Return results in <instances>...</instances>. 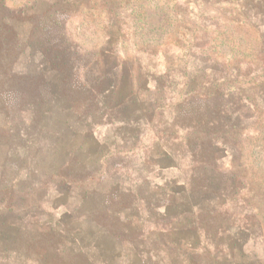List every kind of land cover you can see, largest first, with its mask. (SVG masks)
I'll return each instance as SVG.
<instances>
[{
	"label": "rangeland",
	"instance_id": "obj_1",
	"mask_svg": "<svg viewBox=\"0 0 264 264\" xmlns=\"http://www.w3.org/2000/svg\"><path fill=\"white\" fill-rule=\"evenodd\" d=\"M93 1L95 6L85 0H0L2 36L13 29L23 44L35 29L36 37L51 42L48 60L29 42L21 46L12 71L32 79V85L26 81L2 95L7 107H0V264H264V226H258L260 217L248 205L247 189L264 183L262 93L257 114L243 104L235 109L240 125L226 137L239 141L237 151L220 153L218 170L201 173L215 182L219 193L201 205L206 208L198 215L196 207H175L189 198L200 201L195 188L188 196L184 187L192 174L185 168L189 161L182 141H154L153 136L175 117L172 108L181 91L165 86L155 92L150 80L134 95L135 75L126 70L136 47L150 43L161 53L143 59V65H155L160 74L169 69L174 81L185 82L203 68L200 81L214 79L208 76L213 70L218 79L227 75L239 87L258 85L264 93L261 16L251 20L255 8L244 9L246 14L243 6L226 0H179L186 18L179 31L172 27L158 36L159 19L148 11L151 26L135 37L123 27L120 35L108 34L105 22V31L89 30L92 20L83 22L75 14L83 6L100 8V0ZM54 9H67L71 18L49 17ZM57 20L66 24L70 41L53 26ZM199 33L208 36L203 44L212 50L211 58H194L183 70L186 47L181 44L180 50L174 43H186ZM221 64L232 69L241 64V72L226 73ZM179 70L188 74L186 80ZM131 92L132 104L123 106ZM159 99L162 111L155 112L150 128L139 111ZM158 117L159 124L154 122ZM171 150L179 155L174 163L162 158ZM67 162L71 169L65 174ZM58 172L73 173L72 184ZM170 188H176L178 200L169 198ZM108 207L114 214L104 219L99 214ZM2 218L7 219L3 225ZM198 221L202 232L196 229Z\"/></svg>",
	"mask_w": 264,
	"mask_h": 264
},
{
	"label": "trees",
	"instance_id": "obj_2",
	"mask_svg": "<svg viewBox=\"0 0 264 264\" xmlns=\"http://www.w3.org/2000/svg\"><path fill=\"white\" fill-rule=\"evenodd\" d=\"M68 1L71 3L75 0ZM178 1L179 0H126L123 3L121 0H100V8L91 7L88 9L87 6H83L82 9L75 14V16L78 15L79 17H81L83 22L92 20L89 30H93L94 33H96L97 30L105 31V29H103L105 22L108 23L106 29V32H108V34L117 33V35H120L121 31L124 28V30H127V32H129L131 35L140 37L142 35H145V30L151 26V23L147 20V12L152 11L155 14V17L157 16V18L159 19L158 36L161 37L162 34L168 33L172 27H176V29L179 31L181 29V24H184L186 22V18L183 16V10L178 7ZM204 1L209 2L210 0ZM85 2L88 5L94 4L93 6H95L93 0H85ZM225 2L231 4L235 3L240 5L241 7L243 6V11L246 14H249V11H245L244 9L248 7L250 9L255 8V11L251 13V18L249 17V19L256 20L258 18H256V16L257 14H259L261 16V24L264 26V0H226ZM55 3L59 4V0H56ZM126 6H128L130 10V14L127 16L122 15L123 12L127 13L129 11L126 10ZM67 11V9H62V11L60 9H54V14H50L49 17H54L55 14H67L66 17L71 18L70 11ZM36 25L41 26L39 23H37ZM53 26H56L57 29L60 30L61 38L66 39V41L71 40L70 36L67 35V27H64L66 26V24L63 25L62 22L57 20L53 23ZM40 29L41 31L45 30L44 26ZM34 30L35 29H32L30 33V35L34 37L27 38V41L25 43L29 42L28 46H34L35 49L39 50L42 58L48 60L46 56L50 53L51 48H49L47 43L51 42L48 41V39L43 40L41 37H38V34L36 37L34 34ZM88 32L91 33L90 31ZM3 33L4 31L0 30V107L2 108L7 107L2 95L7 94V91L11 87L24 85L26 81L29 83V85H32L33 82L30 78H21L16 76L12 71V66L15 60L18 56L22 55L23 52V48L21 46L25 43L22 44L17 40L22 39V37L19 36L17 34V31L13 29L7 30L5 35L2 36ZM205 39H208V36H200L199 33L198 35H194L191 41L188 40L185 43L183 39H178L174 43L175 46L180 47V50L182 48L181 44L186 47V50L184 51L185 53L183 52V57H185V59L187 58L188 60L184 59L182 64L183 70L187 68L189 63H191L194 58H200L203 61L210 60V54H212L210 52H212V50L209 47L207 48V43L206 45L203 44V41H205ZM239 42H241V40L237 41V43ZM160 53L161 52L157 45H151L150 43H147L145 45L140 44L135 49L133 64L130 67H126V70L129 74L135 75L134 78L136 79V82L134 83L137 90L135 89V91L133 92L134 95H136L143 86H146L147 83L150 82V80H153V87L155 92H162L165 86L167 87V90L169 88H171L172 91H174V89L176 90L177 88L180 89V98L172 108L175 117L172 119V121L163 126V130H161L160 132L156 131L153 136L154 141H176L178 140L177 137L182 141V145L186 150L185 155L188 157L189 161V164L185 168L189 169L190 174H192L191 178L189 179V181H187V183H185L184 187L186 191H188V196L192 195L190 193L192 192L191 189L195 188L196 190L194 192H198L200 194V196H198L200 201L192 202L189 198V200L187 199V201H180L179 203H177V205H175V207H177L178 210L186 209V206L187 208L191 207V209L196 207L197 210L194 213H198V215H200V212L205 211L204 209L206 208L201 207V205L211 202L213 198H217L215 194L217 195L219 193L215 182L209 181V178L205 179V176H202L201 173L206 170H209L210 172H215V170H218L217 163L220 153H225L226 151H237V144L239 143V141L238 143H236L235 141H230L229 138L226 137L228 132L237 130L240 125L239 121L241 120V116L236 115L237 110L235 109L239 108L240 104H243L247 105V107L252 110L254 114H257V112H259V106L257 105L259 103L258 93H262L261 99L263 101L264 93L263 89L261 88L262 86L260 87L258 85H254L249 88L239 87L237 86L238 83L236 82V80H232L231 77L227 75H225L224 79H218L216 78V72L214 73V75H211V72H214L213 70L208 72V76H213L214 79L209 82H206L204 80L200 81L199 78L204 76L205 73V69L203 68L194 70L193 76L185 82L181 83L180 81H174L169 75L173 74V72H171L169 69L163 70L160 74L155 71V65H143V59H148V61L149 59H156ZM102 54L107 55L105 52H102ZM57 59L58 58H56V60ZM221 67L226 73H229L230 71L234 73L241 72V64H238L235 69L230 68V66L226 64H221ZM119 68L122 73H125L123 71V64L119 65ZM113 69L114 67L107 70L110 71ZM180 73L182 75H180ZM178 74L185 80L188 75L186 72L182 73L181 70L178 71ZM67 76L71 75L66 74L65 77ZM138 77L140 81L138 80ZM103 78L104 77H102V80ZM34 85L35 87L38 86L36 85V83ZM24 92L27 93L30 98H33L35 96V92L33 93L32 90H25ZM92 93L96 92L94 91ZM134 95H132V92L129 93V95H127L125 99H122L123 103L121 104L123 106L126 105V103H128ZM129 104L131 105L132 102H129L128 105ZM162 106V100L159 99L157 101H153L150 104L146 102L145 108L142 105L140 111L137 109L139 113H143L144 117L146 118L144 120L145 125L150 126V128L153 126V118L155 119L156 116L155 112L162 111ZM182 108L188 110L189 113L185 115L182 114ZM151 110L154 111L152 112V114H149ZM161 121L162 119L160 117L154 120V122L157 124H159V122ZM19 136L23 137L22 133H20ZM160 136L163 137L159 139ZM260 138L261 140L263 139V137ZM261 140L260 142L262 144ZM177 154V151L171 150L170 152H165V156L162 158L166 162L172 161L174 163L179 156ZM69 165L71 164H69L68 162L64 164L62 166V172L67 174V171L71 169L68 168ZM180 168L181 166H179V169ZM59 174L62 176L60 178L63 182L66 181L67 183L72 184V179L70 177L71 175H73V173L68 174L70 176H64L63 173L58 172L57 175L59 176ZM170 189L171 190H169L168 192L169 198L172 200H178V192L176 188ZM247 189L248 192L251 190L249 192L250 199L248 200V205L255 209L257 212V216L260 217L258 226H264V183L262 185H257L255 187H250ZM210 192L212 193L211 198L205 197ZM113 214L114 212L112 211V209L108 207L104 209L99 215L105 219L106 217L112 218ZM167 214L168 213L164 214V216L166 217ZM1 220H3L2 225L7 222L6 218H2ZM202 228L203 227H201L198 221L196 223V229L202 232ZM3 236H5V233H1V237ZM188 249L191 248L188 247Z\"/></svg>",
	"mask_w": 264,
	"mask_h": 264
}]
</instances>
